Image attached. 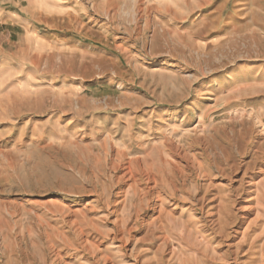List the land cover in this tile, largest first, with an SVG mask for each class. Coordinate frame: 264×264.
Here are the masks:
<instances>
[{"label":"rangeland","instance_id":"1","mask_svg":"<svg viewBox=\"0 0 264 264\" xmlns=\"http://www.w3.org/2000/svg\"><path fill=\"white\" fill-rule=\"evenodd\" d=\"M0 264H264V0H0Z\"/></svg>","mask_w":264,"mask_h":264}]
</instances>
